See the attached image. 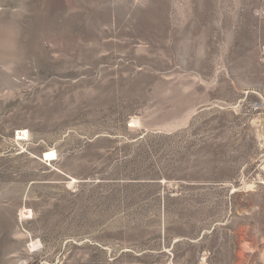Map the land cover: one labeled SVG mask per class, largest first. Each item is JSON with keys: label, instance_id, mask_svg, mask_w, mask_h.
<instances>
[{"label": "rangeland", "instance_id": "1", "mask_svg": "<svg viewBox=\"0 0 264 264\" xmlns=\"http://www.w3.org/2000/svg\"><path fill=\"white\" fill-rule=\"evenodd\" d=\"M0 264H264V0H0Z\"/></svg>", "mask_w": 264, "mask_h": 264}]
</instances>
